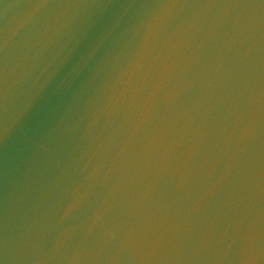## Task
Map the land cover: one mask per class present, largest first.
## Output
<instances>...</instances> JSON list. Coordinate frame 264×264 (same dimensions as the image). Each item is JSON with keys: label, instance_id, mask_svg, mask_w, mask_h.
<instances>
[{"label": "water", "instance_id": "1", "mask_svg": "<svg viewBox=\"0 0 264 264\" xmlns=\"http://www.w3.org/2000/svg\"><path fill=\"white\" fill-rule=\"evenodd\" d=\"M0 264H264V0H0Z\"/></svg>", "mask_w": 264, "mask_h": 264}]
</instances>
